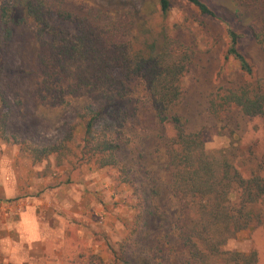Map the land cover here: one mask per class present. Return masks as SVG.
<instances>
[{"label": "rangeland", "instance_id": "1", "mask_svg": "<svg viewBox=\"0 0 264 264\" xmlns=\"http://www.w3.org/2000/svg\"><path fill=\"white\" fill-rule=\"evenodd\" d=\"M168 1L171 9L162 17L159 0H60L63 8L80 16L101 12L114 20L143 18L130 27L139 32L133 47L150 42L160 45L168 35L174 50L190 56L182 78L184 95L175 107L187 121V132L203 130L207 149L230 150L243 174L259 170L264 176V117L250 119L233 110L218 120L208 112L212 94L240 80L238 64L226 59L227 28L242 30L252 13L237 18L234 0H203L219 16L212 19L184 0ZM240 49L264 79V50L248 40ZM41 55L31 25L19 28L0 86L12 107L6 128L10 141L0 140V263L113 264V253L120 254L122 244L130 245L137 264L185 262L188 251L178 240L179 202L171 190L168 167L167 143L173 130L157 120L143 81L134 82L129 99L119 101L126 111L118 120L123 125L117 130L116 121L100 124L122 133L120 158L137 192L122 183L124 177L117 169L87 163L57 166L52 157L33 164L13 144V139L33 146L55 143L72 128L75 145L81 135L76 114L88 100L72 97L58 106L43 99ZM148 201L150 215L138 223L141 231L134 238L131 227L138 222L137 209ZM28 227L32 235L27 234ZM12 236L21 243L33 239L35 248L22 249ZM225 248L244 253L254 250L257 264H264V225L240 231Z\"/></svg>", "mask_w": 264, "mask_h": 264}, {"label": "trees", "instance_id": "2", "mask_svg": "<svg viewBox=\"0 0 264 264\" xmlns=\"http://www.w3.org/2000/svg\"><path fill=\"white\" fill-rule=\"evenodd\" d=\"M184 1L200 15L219 19L203 0ZM234 2L237 18L244 12L253 15L242 30L229 26L226 31V59L236 61L240 80L213 93L208 112L218 120L233 110L250 119L261 118L264 79L257 76L240 44L248 40L264 50V0ZM159 5L161 16L166 17L170 2L159 0ZM131 19L114 20L101 12L80 16L63 8L60 0H0V86L16 31L31 25L42 49L39 86L43 99L58 106L72 97L88 100V105L76 114L81 135L75 145L72 128L55 143L33 146L11 139L13 144L19 145L33 164L52 157L57 166L87 163L117 169L124 177L122 183L137 192L120 158L122 133L100 124L116 121L118 130L123 125L118 120L126 116L119 101L129 99L134 82L143 81L157 120L173 130L167 155L171 190L179 202L180 215L175 223L178 240L188 251L182 264H257L256 251L244 253L225 247L240 231L264 225V176L259 170L243 174L230 150L207 149L203 130L187 132V121L175 112V107L184 95L182 78L190 56L174 50L168 35L160 45L150 42L133 47L139 32L130 27L134 20L142 23L143 18ZM11 112V104L0 89V140L5 142L10 141L6 128ZM149 203L137 209L138 222L131 227L134 238L141 231L139 224L150 215ZM117 253H113V264H137L130 245L126 248L122 244Z\"/></svg>", "mask_w": 264, "mask_h": 264}, {"label": "crops", "instance_id": "3", "mask_svg": "<svg viewBox=\"0 0 264 264\" xmlns=\"http://www.w3.org/2000/svg\"><path fill=\"white\" fill-rule=\"evenodd\" d=\"M27 229H28V233H27V234H28V235H32V232H31L32 229H31V227H28ZM13 234H14V233L12 232V235H13ZM12 237H13V238H12V242L15 243V244H16V243L21 244L20 247H21L22 249H32V248H35V246L33 245V242H34L33 239H31L30 241H29V240H25L24 242L21 243V242L19 241L20 239H19L18 237H15V236H12ZM24 239H25V238H24ZM38 240H39V239H38ZM0 264H1V263H0Z\"/></svg>", "mask_w": 264, "mask_h": 264}]
</instances>
